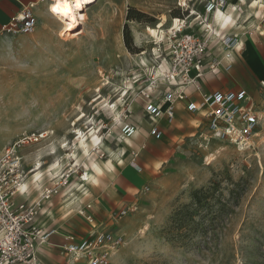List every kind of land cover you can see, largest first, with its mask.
Here are the masks:
<instances>
[{"label":"rangeland","instance_id":"rangeland-1","mask_svg":"<svg viewBox=\"0 0 264 264\" xmlns=\"http://www.w3.org/2000/svg\"><path fill=\"white\" fill-rule=\"evenodd\" d=\"M208 1L98 0L80 10L85 21L72 33L51 14L50 33L42 38L36 32L20 33L0 42V150L26 133L51 132L48 140L24 147L22 154L33 153L26 171L42 163L38 178H44V185L72 175L69 186L52 199L67 205L65 214L73 209L78 214L91 204L86 199L90 181L97 166L111 158L121 136L127 137L123 125L140 129L141 144L134 146L140 151L139 164L148 170L155 165L159 170L152 173L159 183L151 184L141 203L119 214L108 229L97 221L96 229L124 238L109 264H264V86L254 90L257 81L238 66L239 72H208L204 79L249 93L260 123L246 148L220 141L211 130L205 136L210 128L206 118L180 104L172 123H159L164 134L156 140L139 95L152 76H161L168 67L166 37L173 24L184 20L187 33L199 34L193 19ZM254 1L232 5L236 24L232 19L224 29L217 27L219 37L232 30L263 44L264 0ZM130 8L144 16L132 12L129 20ZM219 37L209 39V53L217 58L225 53ZM246 48L252 55L250 40ZM253 65L261 74L259 64ZM82 135L98 137L88 154L78 148ZM146 138L151 144L143 147ZM74 151L77 160L71 159ZM87 171L93 174L89 181ZM50 218L56 220L57 215ZM82 218L87 229L81 240L91 232ZM49 221L42 224L55 229L58 221L52 227ZM65 237L57 230L43 250L41 264H74L61 250L68 242Z\"/></svg>","mask_w":264,"mask_h":264},{"label":"built area","instance_id":"built-area-1","mask_svg":"<svg viewBox=\"0 0 264 264\" xmlns=\"http://www.w3.org/2000/svg\"><path fill=\"white\" fill-rule=\"evenodd\" d=\"M231 1L209 0L203 12L195 14L193 21L199 25V34L204 37L187 33L189 27L184 20L179 26L173 24L168 32V67L161 76H152L148 84L139 90L143 111L152 120L150 135L156 140L164 134L159 123L163 119L172 123L177 105L183 102L188 103V111L203 114L208 127L220 139H234L238 146L249 140L259 128L260 117L253 109L246 89L203 92L201 101H189L192 95L202 91V81L208 72L232 70L231 53L242 41L236 35L222 34L219 37L214 24L216 13H226L232 7ZM235 1L238 6L244 3V0ZM230 23L231 20L225 22V26ZM37 24L35 13L26 8L16 16L7 30L10 34H32ZM212 37H219L221 41L225 52L221 58L209 53L212 42L209 39ZM122 130L130 138L138 136L140 131L130 124H124ZM51 135V132L45 130L26 133L4 148L0 156V264H41L40 250L53 236V232L45 230L38 223L39 216L44 204L52 200L61 187L69 186L72 175L63 176L61 182L55 185L43 186L44 178L34 179V185L42 186L38 198L34 202L22 198L29 195L28 174L37 168L26 171L22 149L44 142ZM133 156L137 159L139 154L133 153ZM105 157V154H101V158ZM91 210L92 205H86L78 210V214L94 227L97 222ZM67 240L61 250L75 258L77 263L84 261L86 264H109L113 257L111 254L118 252L124 242L123 236L96 228L91 230L89 238L78 241L70 237Z\"/></svg>","mask_w":264,"mask_h":264},{"label":"crops","instance_id":"crops-1","mask_svg":"<svg viewBox=\"0 0 264 264\" xmlns=\"http://www.w3.org/2000/svg\"><path fill=\"white\" fill-rule=\"evenodd\" d=\"M235 3V0L231 1V5H234ZM49 5L50 0H0V42L12 39L16 37L17 34H20H10L7 29L12 25L13 20L16 18V16L20 14L23 9L26 8H30L32 12L35 13L38 19V24L32 34L36 32V35L39 38H42L44 35L50 33V26L52 24L53 17L49 12ZM232 7H230L226 13L230 12L229 20L233 19L232 22L236 24V21L234 20L236 11L232 10ZM215 26L216 28L218 27L217 24H215ZM236 32L237 31L232 32L231 30L226 33L229 35L237 36H239L240 34V36H242V43L240 44V46L237 47L236 50L231 53V58L233 61L232 69L236 72H239L237 71L238 66L241 67L244 71L246 70L248 74H250L251 77L257 81V86L253 87L254 90L261 91L263 88L262 86H264V78L262 77V74H264V42L263 44L260 41L256 42L254 38H250L248 35L245 37V33L237 32L236 34ZM249 40L251 41L250 53L252 55L247 53L246 45ZM259 44L262 45V48L259 46ZM255 62L259 64L261 68V74L257 72L256 66L253 65V63ZM216 90L235 91L236 89H227L225 86L223 87L220 83L216 84L214 82H210L209 79H207V81L203 80L202 91L192 95L189 101H196L195 99H199V101H201V95L203 94V92L207 93ZM187 104V102H183V104L180 103L181 109L187 108ZM201 115L203 118H205L203 114ZM209 131L210 128H208V130L206 131L205 136L209 133ZM210 132L213 133L212 131ZM213 135L215 136L214 133ZM176 138L178 139L179 137L176 136ZM176 138L174 137V139L171 140L176 141ZM138 140L139 135L133 138L122 135L120 143L116 144L114 146L115 148L112 149L113 153L111 155V158L99 164L101 171L98 173H94V177H91L92 180L90 182L92 184L90 185L89 190L90 195H88L86 199L87 202L91 203L92 205V214L94 215L95 213L98 216V219L96 218V222L99 221L100 226L103 229H108V225L113 221L117 220V216L119 214H123L125 210L130 209L132 207H136V205L141 203V197L146 195L147 191H150L149 186L151 184L159 183L158 178H156L152 173L153 171L156 172L159 169L156 170L155 165L154 169L152 167V169L150 170H148L147 168H141V165L139 164V156L137 159H135L133 156V153H138L139 151L138 148L134 147L141 144V140ZM150 144V139L146 138V140L143 141L141 146L146 147ZM2 153L3 150H0V156L2 155ZM23 157L25 166L27 161L32 159L33 153H26ZM35 170H33L34 172H32L35 173ZM34 179L38 180V177L32 176L31 179L28 178V183L30 184L29 195L26 197H22L28 202H34L39 195V193H37V189L40 186L37 189L35 188V185L33 184ZM56 199H54L55 201L53 202L52 200H50L49 202H46L44 204L41 215L39 216L38 223L41 224L45 228V230L53 232V236L50 239V242H52L57 230L65 234V238L67 239L73 233H75L79 238L77 240L80 241L81 239L79 236H81V234L87 229V225L84 223L83 218L80 215L76 214V212H74L75 209L65 214V212L68 211V209H66L68 208L66 207L67 205L64 203H57L58 200ZM54 203H56V205ZM53 213L57 215L56 220H50V215ZM71 214H73L72 219H65L67 218L66 216H69ZM46 218L47 220L43 222V219ZM48 221L51 227L54 226L55 223L58 221V223H56V228H52L49 230L42 224L48 223ZM97 225L98 224L94 225V227L90 226V231L93 228L95 229ZM50 242L48 244H50ZM47 245L43 246L40 250V260L41 256L43 255V250L45 247H47ZM64 245H61L60 247Z\"/></svg>","mask_w":264,"mask_h":264},{"label":"bare ground","instance_id":"bare-ground-1","mask_svg":"<svg viewBox=\"0 0 264 264\" xmlns=\"http://www.w3.org/2000/svg\"><path fill=\"white\" fill-rule=\"evenodd\" d=\"M97 1L98 0H50L49 12H51V14L55 18H57V20L61 23L62 29L66 30L69 33H72L74 31H76V29H78V27H80V25H82V23L85 21L86 15H83L80 10H83L86 5L95 3ZM253 3L258 4L259 2L256 0ZM229 16H230V14H227L224 11H219L216 13V15H215L216 24L218 25V27L221 30L224 29V25H225L224 23L229 21V18H230ZM176 21H177L175 24L176 26H179V24L182 23V20H180V19L179 20L177 19ZM161 70H159V71L157 70L158 75L161 73ZM213 133L215 134V132H213ZM97 140H98V137H94V138L90 139L89 137L82 135L81 141H79V143H78V145H79L78 148H80V150L83 154H88L89 153V146L94 144ZM225 140H227L230 143L238 146L236 143H234L235 142L234 139H225ZM225 140L220 139V141H225ZM249 144H250V141L247 140L243 145H239L238 147L246 148V147H249ZM71 156H72L71 159L77 160L76 151H74ZM41 164L42 163L39 161L36 163L35 166L37 167V169L35 170V172H38L39 170H41V168H42ZM55 166L59 167V164L57 163ZM100 171H101V169L97 166V172H100ZM40 172H38V174L33 175V176L38 177ZM92 176H93V174L90 171H87V180L88 181ZM116 253H117V251L113 252L111 255L114 256V254H116ZM71 260L73 261L74 264L77 263L75 258L74 259L71 258Z\"/></svg>","mask_w":264,"mask_h":264},{"label":"trees","instance_id":"trees-1","mask_svg":"<svg viewBox=\"0 0 264 264\" xmlns=\"http://www.w3.org/2000/svg\"><path fill=\"white\" fill-rule=\"evenodd\" d=\"M137 13L140 17H143L144 16V14L143 13H141V12H139L138 10H135V9H132V8H130V13H129V16H128V19L130 20V18H131V16H130V14L131 13Z\"/></svg>","mask_w":264,"mask_h":264}]
</instances>
